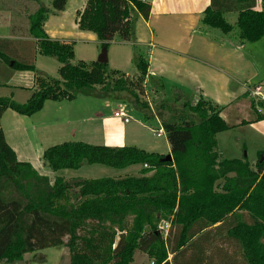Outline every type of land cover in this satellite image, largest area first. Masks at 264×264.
Listing matches in <instances>:
<instances>
[{"label": "trees", "instance_id": "trees-1", "mask_svg": "<svg viewBox=\"0 0 264 264\" xmlns=\"http://www.w3.org/2000/svg\"><path fill=\"white\" fill-rule=\"evenodd\" d=\"M27 1L39 2L29 16V33L37 39L40 55L58 61L59 78L37 70L32 61H12V70L33 73L34 84L23 103L0 96V119L7 109L31 116L46 101H71L96 88L128 92L138 109L147 108L141 99L148 68L144 54L135 51L132 58L135 77L109 69L108 63L73 62V44L53 40L44 31L50 12L63 10L68 0H51V8L40 0ZM260 1L261 9H256L257 0H211L202 24L256 42L264 38ZM150 7V0H87L78 26L93 32L102 47L116 36L134 42L132 15L147 18ZM226 12L238 13L234 25ZM183 107L199 122H162L172 161L134 146L81 141L43 151L53 171L84 164L116 169L146 165L138 176L117 179L58 176L51 183L17 159L0 124V264H19L25 254L61 245L69 250L70 264H131L136 251L145 252L153 264H264V150L253 167L246 159L223 158L216 135L230 126L220 108L204 100L185 101ZM163 221L165 234L158 228Z\"/></svg>", "mask_w": 264, "mask_h": 264}, {"label": "crops", "instance_id": "crops-1", "mask_svg": "<svg viewBox=\"0 0 264 264\" xmlns=\"http://www.w3.org/2000/svg\"><path fill=\"white\" fill-rule=\"evenodd\" d=\"M86 1L68 0L63 10L50 12L44 31L53 40L72 43L74 60L89 62L97 61L102 46L93 32L78 26V15ZM40 3L51 8V0H40ZM150 3L147 18L137 12L132 15V19L137 16L134 42L114 38L110 42L114 45L107 49L109 69L122 71L129 77L137 75L136 69L133 74L123 72L127 65H133L135 51L144 54L148 62L143 83L147 108L133 115L132 110H140L133 104V99L112 95L119 110L130 116V122L124 123L114 117V112L119 110L105 114L97 104L77 103V98L46 101L43 108L31 116L20 115L11 109L2 114L0 124L5 140L17 159L30 163L39 174L48 176L51 183L58 176L65 180L82 178L76 172L83 166L70 169L74 173L68 171L66 178L57 174L59 170L48 171L41 163L40 157L46 146L67 141L93 145H96L94 141H101V145L110 147L134 146L171 155L165 133L164 153L159 152L160 146L150 139H155L154 131L161 128L164 121L199 122L195 113L183 107L185 101L194 104L204 100L220 108L221 117L230 126L225 131L229 145L223 146L220 142L224 131L216 135L217 148L223 158L248 161L246 140L231 133L233 131L242 133L251 127L261 140L264 139V117L257 120L258 114L247 91L253 85L264 84V38L247 42L239 39L235 32L225 34L220 29L203 25L202 15L211 0H150ZM38 6L36 1L0 0V96L11 97L20 103L31 95L34 78L31 71L12 70V61H32L37 70L50 76L58 73L59 68L54 57L39 54L37 39L29 33V16ZM227 13H232L230 21L226 18ZM237 16V12L224 13L232 25ZM81 44L89 47L83 50ZM139 46L145 47V53ZM78 51L82 55L77 57ZM228 147L233 154L224 157ZM257 147L256 159L250 162L252 167L258 153L264 150V142ZM139 166L138 175L146 167Z\"/></svg>", "mask_w": 264, "mask_h": 264}, {"label": "rangeland", "instance_id": "rangeland-1", "mask_svg": "<svg viewBox=\"0 0 264 264\" xmlns=\"http://www.w3.org/2000/svg\"><path fill=\"white\" fill-rule=\"evenodd\" d=\"M255 8L261 9L260 0H257ZM226 16H227L226 18H228V20L230 21L232 13H227ZM136 17L135 16L133 17L134 27H135V20H136L135 18ZM115 39H119L118 36H116ZM113 45L114 44L109 43V46L107 47V49L110 46L112 47ZM81 47L83 50H87V48L89 46H87V44H81ZM139 49L141 52H144V53L146 51L145 47H143V46H139ZM80 55H82V54L80 53V51H78L77 57ZM107 55H108V51H107ZM42 57L43 56H41V58ZM73 61L78 62V59L75 58V60H73ZM135 69H136L135 66L129 64V65H127V67L124 69L123 72H128V74H133V71H135ZM120 72H122V71H120ZM51 77L59 78V74L57 72H54L51 74ZM114 94L116 96H126L132 100V97L128 92H102L98 88H96L94 90L93 89L92 90L86 89L82 92H79L77 94L76 98L78 99L77 103H85L87 101L88 103H90L92 105L97 104L98 107L101 110H103V112L105 114H107V113H110L114 109L119 110V107L116 106L117 103H115L114 98H112V95H114ZM146 97H147V95L143 92L141 94V99L144 102L147 101ZM106 101H109V102L107 103ZM89 107H91V105ZM140 110L134 109L131 111V114L136 115L138 113H141L142 108H140ZM225 131L223 132V134H221V136L219 138L220 142L223 144V146L229 145V140H228V137L226 136L227 132H225ZM66 133L67 132L62 134V136H64ZM231 133H234L238 136H243L245 138L246 144H247V149H246L247 150L246 153L248 155L247 159H248L249 163L254 162V160L256 159L255 150H257L259 148L257 146H260V144L262 142H264V139L261 140V138L258 137L253 132L251 127H247L242 133H240L239 131H233ZM165 140H166V138L164 137V135L160 138L155 136V139L154 138H152V140L150 139L151 142H153V143L156 142V144H158L160 146V147H158L157 150H159V152H162V153L166 152L165 145H164ZM94 143L96 145H101V141H94ZM46 144H50V143H45V145ZM47 147H49V146H46L45 148H47ZM231 152H232L231 149L228 147L227 151L224 153V157L232 156L233 153H231ZM228 158H230V157H228ZM40 159H41L42 165H45L46 169L48 171L54 172L53 170H51L49 168V166H47L45 164L42 157H40ZM36 160H37V158H36ZM82 166L83 167L80 170H77V172H76L77 176L82 177V179H99V178H115V179H117V178H123V177H127V176H137L138 175V169L141 168L139 165H131V166L123 168V169H116V168H112V167H108V166H104V165H100V164H94V165L84 164ZM68 171H72V170H70V169L59 170L57 172V174L67 178V175L69 174ZM72 172L74 173V171H72ZM72 201L77 202V198L74 195H72ZM130 220H131V218H129V220H128V225L130 224ZM158 228L160 231L164 232V234H165L166 230L168 228V225L163 221L158 225ZM223 234H224V231H223ZM33 255L34 254H31V253L25 254L23 256V260H21L22 264H70V253H69L68 248L65 245L39 250L35 253V256H33ZM131 264H153V262H152V259L149 258L145 252L136 251Z\"/></svg>", "mask_w": 264, "mask_h": 264}, {"label": "built area", "instance_id": "built-area-1", "mask_svg": "<svg viewBox=\"0 0 264 264\" xmlns=\"http://www.w3.org/2000/svg\"><path fill=\"white\" fill-rule=\"evenodd\" d=\"M247 91L248 96L253 101L256 113L258 115H264V84L253 85L249 87ZM114 117L122 120L124 123H128L131 120L130 116L122 109L114 112ZM154 133L157 137H160L164 134L163 128L161 127L158 130H155Z\"/></svg>", "mask_w": 264, "mask_h": 264}, {"label": "water", "instance_id": "water-1", "mask_svg": "<svg viewBox=\"0 0 264 264\" xmlns=\"http://www.w3.org/2000/svg\"><path fill=\"white\" fill-rule=\"evenodd\" d=\"M108 58H107V47H102L101 52L97 58V62L100 63H107ZM166 160L168 161H172V156L171 155H167ZM19 264H22V261H19Z\"/></svg>", "mask_w": 264, "mask_h": 264}]
</instances>
